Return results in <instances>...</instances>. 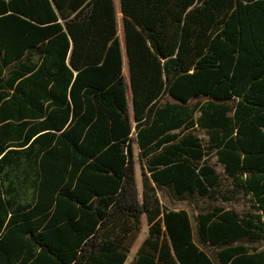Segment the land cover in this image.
Returning a JSON list of instances; mask_svg holds the SVG:
<instances>
[{"label": "trees", "instance_id": "obj_1", "mask_svg": "<svg viewBox=\"0 0 264 264\" xmlns=\"http://www.w3.org/2000/svg\"><path fill=\"white\" fill-rule=\"evenodd\" d=\"M120 14L0 0V264H264V0Z\"/></svg>", "mask_w": 264, "mask_h": 264}, {"label": "rangeland", "instance_id": "obj_2", "mask_svg": "<svg viewBox=\"0 0 264 264\" xmlns=\"http://www.w3.org/2000/svg\"><path fill=\"white\" fill-rule=\"evenodd\" d=\"M115 5H116V10H117V18H118V25H119V37L122 40L123 34H122V21H121V14H120V0H115ZM124 76H125L126 81L128 82L129 81V79H128V67H127L126 60H125V65H124ZM135 156H136V165H135L136 182H137V186H138V189H139V192L141 195L142 194V168H141V164H140V161L138 158L137 146H135ZM159 195H160V199L163 202V204L167 205L172 210H186L191 215H194L196 213L194 206H192L191 204H187L186 202H181V203L175 202L164 191H161L159 193ZM147 234H148V224H147L146 219L143 218L141 234H140L138 240L136 241V243L134 244V246L132 247V250H131V253L129 255L127 264L133 260L136 252L138 251L140 245L142 244V242L146 238Z\"/></svg>", "mask_w": 264, "mask_h": 264}]
</instances>
